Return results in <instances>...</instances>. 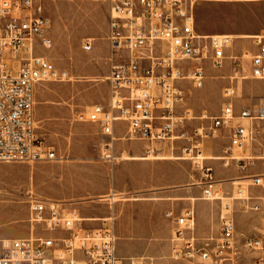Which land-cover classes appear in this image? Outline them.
<instances>
[{"label": "built area", "instance_id": "2783aa9c", "mask_svg": "<svg viewBox=\"0 0 264 264\" xmlns=\"http://www.w3.org/2000/svg\"><path fill=\"white\" fill-rule=\"evenodd\" d=\"M108 1L109 98L80 114L82 120L98 123L108 137L105 158L114 160L116 139L147 141V155L159 151V144L170 142L174 147L181 141L180 158L192 160L202 174V198L220 199L221 180L205 163L202 145L206 138H222L223 165L235 164L241 173L236 178V199L259 211L260 204H251L252 198L245 195L244 182L261 185L264 179L261 172L246 174L255 160L264 163V95L254 108L245 104L238 107L225 90L219 112L204 111L191 132L186 128L190 111L178 110L185 98L180 81L192 79L197 88H203L207 61L222 68L231 59L234 70L241 69L238 56L229 54L236 38L229 33H200L195 16L197 0ZM251 38L255 49L249 50L247 58L250 74L264 80V33ZM52 46L43 0H0V161L57 158L55 148L39 134L35 114L36 87L42 81L68 76L41 52ZM83 48L91 51L94 39L86 38ZM116 132L124 134L117 138ZM254 151L259 154H251ZM29 211L28 236L0 238V264H137L136 259L118 254L114 213L94 216L101 223L89 225L95 220L82 216L66 202L39 197L30 198ZM166 215L175 224L172 257L186 261L184 264H244L243 249L264 252V238L246 236L240 242L231 215L222 217V237L215 244L214 237L199 240L195 235L193 207ZM259 262L264 264V257ZM146 264L155 263L149 259Z\"/></svg>", "mask_w": 264, "mask_h": 264}, {"label": "rangeland", "instance_id": "374dc122", "mask_svg": "<svg viewBox=\"0 0 264 264\" xmlns=\"http://www.w3.org/2000/svg\"><path fill=\"white\" fill-rule=\"evenodd\" d=\"M43 3L53 46L47 50L41 49V52L51 58L58 70H65L68 74L65 80L42 81L35 91L38 131L55 148L57 158L34 162L0 161V232L7 235L24 233L22 236L0 235V238L29 235L31 197L64 201L69 207L80 211L82 216L114 213L119 255L121 241L151 238L150 235L146 237L131 232L124 236L121 205L134 207L132 213L136 217L139 213L148 212L154 214L159 224L167 221L171 228L172 246L175 244L172 232L175 224L167 218L166 207L176 214L185 208H195L194 232L197 234V205L200 203L210 207V217L215 215L212 227L219 235L215 236L213 244L222 237V217L228 215L235 219L240 242L246 236L264 238V179L261 185L244 182L247 187L245 195L252 198L251 204H260L259 211L246 207L243 200L234 198L238 196L235 181H238L236 178L241 173L235 164L226 167L221 159L214 158L223 154L222 138H206L202 145L203 155L207 157L205 163L213 167L215 178L221 180L220 199L202 198L203 179L200 170L192 160L178 158L182 156L181 141H176L174 147L170 142L159 144V151L156 152L159 158L127 159L136 155L146 157L148 142L116 139L114 160L105 158L104 143L108 137L103 134L98 123L82 120L80 114L87 113L94 103H105L109 98L106 78L111 55L107 38L109 1L43 0ZM195 16L201 33H264V0H199L195 5ZM86 38L94 39L91 51L83 48ZM244 49H255L251 37L236 38L229 50L230 55L238 56L241 67L243 63L246 65L241 73L235 72L231 59L223 68H215L207 61V78L203 88H197L192 79L180 81L185 98L178 110L180 113L190 111L186 120L189 132L199 124L198 116L204 111L213 115L219 112L225 101L226 88L232 89L231 95L238 107L245 104L254 108L264 95V80L239 76L251 75L249 59L242 60L240 57ZM123 134L116 132L115 136L119 138ZM251 154L258 155L259 151ZM254 162L246 174L264 173L263 160ZM110 193L116 195L114 200L109 196ZM101 195L107 198L98 199ZM226 203L231 204L229 211ZM100 223L88 222L89 225ZM242 252L244 264H263L259 261L264 257V252L245 249ZM172 256L173 248L164 260L157 261L142 255L136 257V261L137 264H146L149 259H153L155 264L186 263Z\"/></svg>", "mask_w": 264, "mask_h": 264}, {"label": "crops", "instance_id": "0c3cea01", "mask_svg": "<svg viewBox=\"0 0 264 264\" xmlns=\"http://www.w3.org/2000/svg\"><path fill=\"white\" fill-rule=\"evenodd\" d=\"M204 34H208V33H204ZM231 35H233L235 38H239L236 36L239 34H231ZM249 35L252 36L254 34L249 33ZM244 67L246 69V65H244ZM136 156H133V157H136ZM220 156H216L214 158L220 159ZM144 158L148 159L147 157H144ZM103 196H106V195H103ZM192 199H195V197H193ZM132 208L134 207L127 206V205L120 206V209H122V212H123L120 216L122 218V221L125 224L124 233L126 234H124V236L126 237L127 234H130L131 232L133 234L144 235L146 237L150 235L149 237L151 238H149V240H146V238L127 240L123 236L125 240H123L124 242L123 241L120 242V249H119L120 255L126 259L128 258L136 259V257L147 255V256L155 258L157 261L162 260L165 257L167 258L170 255L171 249L173 248L172 239L170 237L171 228L169 227V223L164 220L163 222L159 224L158 223L159 221L153 217L154 214L152 213L149 214L148 212L139 213L138 216L136 217L132 213ZM166 208L168 209L166 213L168 211H174L172 209H169V207H166ZM182 210H179V212H181ZM197 212L199 215V227L197 229V234L195 232L194 233L198 237V239L203 240L204 238H207L210 236L214 238L215 236H218L219 232L217 230L215 231L214 228L212 227L213 220L215 222V215L212 214L210 217V207L206 205L205 203H200L197 205ZM89 217H92V219L94 218V216H90V215ZM167 218L171 222H173L169 217ZM29 228H30V225H29ZM0 235L5 236L7 234L0 232ZM22 235H24V233L19 232L17 234H11L7 236H22ZM126 263L128 264V261H126Z\"/></svg>", "mask_w": 264, "mask_h": 264}, {"label": "bare ground", "instance_id": "6f19581e", "mask_svg": "<svg viewBox=\"0 0 264 264\" xmlns=\"http://www.w3.org/2000/svg\"><path fill=\"white\" fill-rule=\"evenodd\" d=\"M199 0H197V2H198ZM196 2V3H197ZM196 3H195V5H196ZM233 36V35H232ZM237 37H252V36H250L249 35V33L248 34H239V35H236ZM234 37V36H233ZM235 38V37H234ZM250 57V51L248 50V49H245L244 50V53H243V55H242V60H244V59H247V58H249ZM223 68V67H222ZM245 69V67H244V63H243V66L241 67V69L239 70V69H236L235 70V72L236 73H241V70L242 69ZM241 78H249V76H250V78H252V76L251 75H245V74H240L239 75ZM257 80H259V79H257ZM225 90H228L229 91V93H231V88H226ZM227 94L225 93V96H226ZM147 158H149V157H154V158H159V155L157 154V153H151V154H149V155H147L146 156ZM178 157V156H177ZM178 158H180V157H178ZM127 159H145L144 157L142 158V157H140V156H136V157H133V156H129V157H127ZM220 159H221V156H220ZM236 182V181H235ZM109 196H111V198H112V200H114L115 199V194H110ZM103 198H107L106 196H102V197H99L98 199H100V200H102ZM232 198V197H231ZM234 198H236V197H234ZM226 205V207H227V211H229L230 209H231V204L230 203H226L225 204ZM195 209V208H194ZM91 220H98L99 218H93L92 219V217H89ZM173 234H174V231H173ZM175 240V235H174V239H173V241ZM135 259V258H134Z\"/></svg>", "mask_w": 264, "mask_h": 264}]
</instances>
